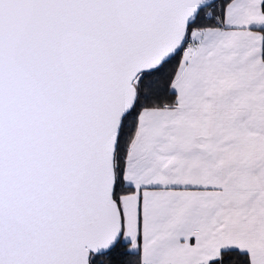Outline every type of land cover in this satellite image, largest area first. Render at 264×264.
<instances>
[{
  "label": "snow or ice",
  "instance_id": "snow-or-ice-1",
  "mask_svg": "<svg viewBox=\"0 0 264 264\" xmlns=\"http://www.w3.org/2000/svg\"><path fill=\"white\" fill-rule=\"evenodd\" d=\"M0 264H264V0H0Z\"/></svg>",
  "mask_w": 264,
  "mask_h": 264
}]
</instances>
